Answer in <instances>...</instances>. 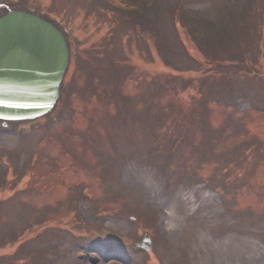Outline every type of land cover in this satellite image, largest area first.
Segmentation results:
<instances>
[{"label":"rangeland","instance_id":"obj_1","mask_svg":"<svg viewBox=\"0 0 264 264\" xmlns=\"http://www.w3.org/2000/svg\"><path fill=\"white\" fill-rule=\"evenodd\" d=\"M10 8L70 55L48 114L0 119V264H264V0Z\"/></svg>","mask_w":264,"mask_h":264},{"label":"water","instance_id":"obj_2","mask_svg":"<svg viewBox=\"0 0 264 264\" xmlns=\"http://www.w3.org/2000/svg\"><path fill=\"white\" fill-rule=\"evenodd\" d=\"M63 32L36 13L14 9L0 16V118L26 119L49 112L69 63ZM135 245L150 250L146 232Z\"/></svg>","mask_w":264,"mask_h":264},{"label":"flooded vegetation","instance_id":"obj_3","mask_svg":"<svg viewBox=\"0 0 264 264\" xmlns=\"http://www.w3.org/2000/svg\"><path fill=\"white\" fill-rule=\"evenodd\" d=\"M11 9H12V8H10L9 10H11ZM13 9H17V8H13ZM21 9H24V8H21ZM9 10H8V11H9ZM24 10H25V9H24ZM8 11H7V12H8ZM5 13H6V12H5ZM3 14H4V13H3ZM3 14H2V15H3ZM0 16H1V15H0Z\"/></svg>","mask_w":264,"mask_h":264}]
</instances>
